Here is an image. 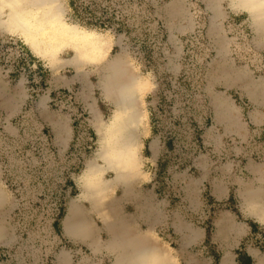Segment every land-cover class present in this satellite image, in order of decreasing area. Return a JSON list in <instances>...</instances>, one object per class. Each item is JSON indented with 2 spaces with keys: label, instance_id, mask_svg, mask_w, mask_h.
<instances>
[{
  "label": "rangeland",
  "instance_id": "obj_1",
  "mask_svg": "<svg viewBox=\"0 0 264 264\" xmlns=\"http://www.w3.org/2000/svg\"><path fill=\"white\" fill-rule=\"evenodd\" d=\"M75 1L79 6L94 2L97 14L111 21L106 26L85 24L73 15L69 0H57L62 20L93 31L99 38L101 44L92 51L95 62L77 68L72 62L75 47L65 46L58 52H53V47L51 51L67 61L54 69L21 35L0 30V73L11 89L21 83L26 90L21 107L11 115L1 105L4 99L11 104L9 95L0 92V186L6 195L0 217L13 237L8 247L0 245L6 251L0 264H59L62 250L71 254L72 264H112L111 256L95 253L65 236L62 220L71 198L79 192L76 176L98 146L90 105H95L102 119L111 116L113 105L105 98L101 82L107 65L117 58L143 81L138 94L143 113L139 129L143 175L135 182L134 191L146 194L157 206V223L152 228L157 243L173 255L174 264H186V256L195 262L219 264L222 253L215 237L220 239L228 232L218 230L217 219L227 213L247 229L240 246H248L249 218L239 212L233 196L226 202L215 200L213 186L203 184L201 175L209 169L212 176L228 177L235 171L224 173L218 167L229 160H237V170L243 168L249 154L264 159V137L230 135L221 146L210 138L211 133L219 132L221 119H215V89L208 87L207 71L215 51L207 36L202 0ZM182 5L196 25L177 35L179 42L175 43L169 23L184 21ZM233 22L238 20L232 17L227 25ZM243 27L249 31L245 22ZM47 44L52 45L50 40L40 41L43 48H48ZM259 53L264 64V53ZM235 60L249 65L256 77L264 75V67L257 69L248 59ZM242 104L241 121L247 123L249 105ZM66 127L73 132L70 145L61 138ZM231 137L234 141L229 145ZM221 147L229 153H217L215 148ZM238 175L244 181L249 179L244 170ZM122 194L121 187L114 193L115 197ZM128 200L125 215L132 221V229L147 230L137 212L144 200ZM81 203L89 211L96 237L109 240L101 217L90 211L87 202ZM198 228L206 231L204 241L185 242L189 230Z\"/></svg>",
  "mask_w": 264,
  "mask_h": 264
},
{
  "label": "bare ground",
  "instance_id": "obj_2",
  "mask_svg": "<svg viewBox=\"0 0 264 264\" xmlns=\"http://www.w3.org/2000/svg\"><path fill=\"white\" fill-rule=\"evenodd\" d=\"M227 2L249 14V23L255 32L264 31V0ZM0 30L21 35L34 51L49 59V64L54 69L67 61L60 60L53 52L61 51L65 46L75 47L72 62L79 68L85 63L95 62L92 51L96 52L94 48L101 44L93 31L62 20L57 0H0ZM46 39L52 45L47 44L48 48H43L40 41L46 42ZM142 83L122 59H114L107 65L101 87L105 98L112 103L113 110L108 119H102L95 105H90L98 146L95 154L85 162L82 172L76 176L79 192L68 204L62 220L63 233L72 239L86 242L94 251L99 250L101 242L98 241L88 217L89 211L81 203L87 202L90 211L101 217L106 229L112 234L106 248L111 249L114 254L113 264H174L173 255L166 247L151 238L153 227H148L143 233L133 230L132 221L126 218L125 212L116 203L121 197H131L136 203L140 199L144 200L141 204L147 207L152 203L149 196L134 191L135 182L143 175L140 169L139 139L143 113L138 98ZM154 146L152 143V148ZM109 172L112 173L110 177L107 176ZM119 187L123 194L115 197ZM240 193L243 197L242 209L250 215L255 214L264 222L263 191L245 184ZM5 196L4 189L0 186V212ZM148 211L149 209L147 215ZM225 224V217L217 219L220 232L226 231ZM4 229L0 217V241ZM237 229H242L243 233L246 231L243 224H239ZM232 255L231 251L226 252L222 264H230ZM255 264H264V253L255 255Z\"/></svg>",
  "mask_w": 264,
  "mask_h": 264
},
{
  "label": "crops",
  "instance_id": "obj_3",
  "mask_svg": "<svg viewBox=\"0 0 264 264\" xmlns=\"http://www.w3.org/2000/svg\"><path fill=\"white\" fill-rule=\"evenodd\" d=\"M202 2L204 3V10L206 12L205 25L207 27V36L215 51L214 58L207 71L208 87L215 89L213 95L216 108L215 119H221L217 123L219 132L214 131L210 134V138L215 145L221 146V144L224 143V139L230 135L237 136L244 133L246 137H253L255 135L264 137V75L261 74L256 77L253 75V72L249 70V65L244 66L236 62L235 59L237 58L233 57L231 54V38L228 34L227 28L229 25H227V21L232 17L238 21L239 19L245 20L252 33L251 51L253 53H264V31L255 32L250 26L249 14L243 9L230 5L227 0H202ZM182 6L181 12H183V15H181V17H184V21L180 19L177 23H169V27L172 31L171 33L173 34L172 41L175 43L179 42L177 35L187 32L196 25L194 18L190 19L189 14L185 11L186 7L184 5ZM251 59L253 58L251 57ZM0 92H4L6 96L9 95L11 104L7 103L5 99L1 101V105L5 108L7 113L11 115L17 112L26 95V90L21 83H17L14 89H11L9 82L5 81L4 76L0 73ZM242 101L247 102V105H249V112L246 116V119H248L247 123L241 121L242 115L241 111H239V107L241 109V105H243ZM43 102L44 100L42 99L40 102L41 106L44 105ZM247 125L249 128L246 131ZM72 137V130L66 127L65 137L62 135L61 138L67 145H70ZM233 141L234 139L231 137L229 145H231ZM215 150L221 155L223 152L225 154L229 153V149L225 147L215 148ZM230 156H232V154H230ZM227 163L228 164L220 165L218 171H223L225 173L227 170H231L235 171L234 175L231 174L228 177L225 175L212 176L211 170L207 169L203 171L204 173L201 175V181L203 184L206 182L211 183L213 186L212 197L217 201L226 202L233 196L239 212L245 218H249V245L246 247L240 246L243 237L248 231L243 233L241 231L242 229H237L239 224L233 221L232 215L223 213L220 217L226 218L225 226L226 233L228 232V234L224 236L221 235L220 239L218 235L215 237V242L218 243V248H220L219 250L222 253L219 264H222L224 254L229 251L233 254L231 257L233 260L230 261V264H255V255L264 253V222H261L255 214L250 215L242 209L243 197L240 190L245 184L251 188L261 189L263 191L262 202L264 203V159L256 160L250 157L249 154V158L245 161L243 168L237 170L235 169L238 165L237 160H229ZM241 170H244V172L248 174L249 179L247 181H244V178L238 175V172ZM129 202L130 200L125 197H121L116 201L124 212ZM141 203L142 202H139V206L137 207L138 217L148 227L151 226L152 228L157 223V206L151 203V205L147 207L142 206ZM147 209H149L148 215ZM116 217H118L117 213ZM251 223L254 224L255 227H258L259 230L253 228ZM3 226L5 229L0 245L4 244V246L8 247L7 244L12 242L13 237H11L5 221L3 222ZM255 230H257V232ZM107 233L109 237L112 236L108 229ZM188 233L189 237L185 238V240L189 243L203 242L206 236V231L202 232L200 228L193 231L189 230ZM150 234L154 242H157V238L152 235V230ZM65 236L67 235L65 234ZM67 237L74 242H82L72 239L69 236ZM109 240L102 241L98 238L101 244L97 251L92 250L86 242L82 243L89 246L95 253L111 256V262L113 264L114 254L110 251L111 249L106 248V243ZM184 258H187L186 264L212 263L205 260H196L195 262L189 259L188 256ZM58 260L60 262L59 264H72L73 261L71 254L64 250L58 253ZM178 264H180V261Z\"/></svg>",
  "mask_w": 264,
  "mask_h": 264
},
{
  "label": "built area",
  "instance_id": "obj_4",
  "mask_svg": "<svg viewBox=\"0 0 264 264\" xmlns=\"http://www.w3.org/2000/svg\"><path fill=\"white\" fill-rule=\"evenodd\" d=\"M245 20L229 23V32L231 38V54L233 57L244 60L248 59L249 64L257 69L264 67L259 53H253L252 48V33L243 27ZM246 23V22H245ZM247 24V23H246ZM251 57L253 59H251ZM6 254V251L0 249V256Z\"/></svg>",
  "mask_w": 264,
  "mask_h": 264
},
{
  "label": "trees",
  "instance_id": "obj_5",
  "mask_svg": "<svg viewBox=\"0 0 264 264\" xmlns=\"http://www.w3.org/2000/svg\"><path fill=\"white\" fill-rule=\"evenodd\" d=\"M69 5L73 15L85 24L106 26L107 23L111 22L109 18H103L102 15L97 14L98 6L94 2L86 4L85 6H79L75 0H69ZM121 26H118L117 29L121 30Z\"/></svg>",
  "mask_w": 264,
  "mask_h": 264
}]
</instances>
